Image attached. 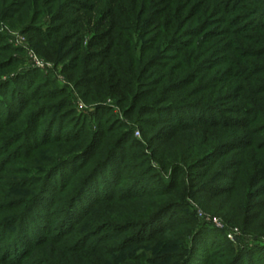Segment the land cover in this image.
Wrapping results in <instances>:
<instances>
[{"label": "rangeland", "instance_id": "374dc122", "mask_svg": "<svg viewBox=\"0 0 264 264\" xmlns=\"http://www.w3.org/2000/svg\"><path fill=\"white\" fill-rule=\"evenodd\" d=\"M11 1L13 5L2 8L3 16L10 17L0 18V39L15 51L4 53V60L12 64L0 69V81L33 74L32 79L24 80L29 85L25 95L29 98L34 89L40 93L27 101L24 115L28 126L37 123L40 136L56 133L57 141L34 149L31 146L29 152L22 149L23 140H19L20 133L10 126L12 123L0 132V166L4 163L0 171V210L15 200L19 203L11 214L7 212L11 216L6 220L12 222L14 215L30 205L29 201L37 202L40 182L48 177L52 189H56L54 180L59 179L65 191L57 188L43 193V200L33 208L38 213L32 214L28 229L32 230L31 221L36 226L45 221L51 223L53 234L62 227L60 235L82 238L94 227L91 234L98 233L86 238L85 248L92 245L94 250H115L117 243L102 238L109 235L125 241L133 231L114 237L116 228L111 224L140 223L149 213L171 206L163 219L126 246L123 255L106 256V264H118L121 257L131 258V262L139 259L132 264L175 261L170 257L177 252L172 238L179 231L168 230L185 220L201 233L192 264H214L224 252L240 254L237 264H264V182L254 187L250 176L243 173L252 172L251 168L264 169V158L259 157L261 165L254 167L253 149L243 147L223 150L205 167H194L217 146L230 141L238 144L250 130L257 137V130L264 127L255 114L249 119L248 129L231 125L233 119L243 117L231 88L240 91L249 84L246 102L256 94L264 95L259 92L264 88V0ZM167 62L180 73L187 70L180 82L175 83L170 75L167 79L171 70ZM151 105L160 110L157 118L145 113V107ZM167 107L175 111H161ZM74 130L83 139L69 141V132ZM125 132H131L133 139L117 151L101 178L106 182L108 174L117 173L118 195L142 174L139 178L143 181L134 188L139 198L108 204L101 200L96 212L72 219L67 229L59 226L56 218L60 212L50 214L56 207L51 200L60 193L71 197L79 185L70 186L71 173L82 181L105 162L113 145L121 146L119 139ZM91 140L93 148L81 165L72 164L50 176L49 168L87 147ZM232 175H236V181L230 180ZM169 180L175 184L171 194L151 193L164 190ZM97 181L89 191L103 192L102 183ZM209 185L211 190L206 189ZM86 200L77 203L76 215L81 214ZM94 208L96 205L91 210ZM165 227L167 230L156 237L159 233L155 235L154 230ZM14 234L15 229L0 233V264L13 257L12 251L8 254L3 250ZM147 238L151 240L145 241ZM85 248L79 252H88ZM86 254L89 258L90 253ZM64 255L54 243L43 242L22 264H87L86 259L73 261Z\"/></svg>", "mask_w": 264, "mask_h": 264}, {"label": "trees", "instance_id": "16d2710c", "mask_svg": "<svg viewBox=\"0 0 264 264\" xmlns=\"http://www.w3.org/2000/svg\"><path fill=\"white\" fill-rule=\"evenodd\" d=\"M13 5V1L11 0H0V18L3 20L8 19L10 16H8V14L6 16H3L4 12L2 13V8L4 7L6 10L7 6ZM10 15V14H9ZM261 27V26H259ZM7 50H12L15 51L14 49L10 48L9 46H7V44H5V42L3 40L0 39V59L4 57V53ZM12 63L8 60H4L1 61L0 63V69L2 68H7L11 65ZM167 67L169 66L168 62L167 64H165ZM171 65V64H170ZM165 67V66H164ZM171 68V70H169L167 72V79H171L169 78V75L176 80L175 83L180 82L181 78L185 75V72H187V70H184V72L180 73L177 71V68H174V66H169ZM185 67V66H184ZM186 69L188 67H185ZM165 69V68H164ZM176 72H178V74H175ZM33 74L29 73L27 75V78H24L26 75H19L16 78H10L6 81H0V132H4L5 130V126L8 123H12L10 126L16 127V129L18 130V132L20 133V138L19 140H23V146L22 149H27L30 152V147H32V149H34L35 147L38 146H43L44 143H50V142H56L57 141V134L54 133L53 135L50 133L48 135L43 134L42 136H40V133L37 132V128L38 125L36 122L32 123L31 125L28 126L29 124V120H26V114L24 115V111H25V107L29 106L27 103V101H31L34 99V95L33 94H39L40 92H36V89L32 90L31 94H29V98L28 96L25 95V92L27 90V88H29V85H26V82L24 81L25 79H32ZM35 78H37V76H34ZM237 77V76H236ZM180 80V81H179ZM33 81V80H32ZM258 83L262 84L260 81H257ZM174 84V83H173ZM172 84V85H173ZM50 84H48L49 86ZM247 86H244V88L242 90H238L237 87H233L231 88V86H227V88H231V94L233 98H238L239 102L237 103L238 106V110L240 111V113L243 114V117L241 119L235 120L233 119V124L231 125H235V128H244V129H248L249 124H250V117L251 115L255 114L257 118L260 119L261 122H264V95L263 96H259L256 94V97L253 99H250L246 102V97H245V92L247 91V89L250 87L249 84H246ZM262 90H259V92H264V88H261ZM27 109V108H26ZM170 109V110H168ZM145 113L146 114H150L151 115V119L153 118H157V115L160 110L158 109L157 105H151V106H146L145 107ZM258 110V111H257ZM161 111H175L174 108H170L167 107V110H161ZM183 111V110H182ZM258 112V113H257ZM259 115V117H258ZM35 120L38 119L39 116H35ZM58 120H55L54 122L56 123ZM247 121V123L244 124L243 122ZM54 122L51 126H54ZM264 125V123H263ZM50 126V127H51ZM239 128V129H240ZM51 131V130H48ZM83 128L80 130V132H83ZM258 135L259 136H254V132H252L250 130L249 134L253 135L255 138L251 139L248 135V132L246 134H244L245 138L242 137V139L240 140V142L237 144L236 141H230L225 143L224 145H219L216 148L212 149L207 155L203 156L201 159H199L195 166V169L197 168H202L205 167L206 162H209L217 153L223 151V150H230V149H234V150H238L240 148H252L253 149V154L255 155L256 158H252L255 161V165H253L254 167H256L257 165L260 167L261 165V160H259V157H261L262 159L264 158V127H261L260 129L257 130ZM79 133V132H78ZM88 133V132H87ZM74 134H76V131L74 130L72 133L69 132L68 135V140L69 141H78L80 139L81 136H79V134H76L74 136ZM85 135V133H84ZM69 136H72V138H70ZM47 138V139H46ZM66 139V137L64 138ZM129 139H133V135L130 132H125L122 134L121 138L119 139V142L121 146H119V144H115L113 145V147L111 148L112 151L110 152V154L107 156L106 160L104 163L102 164H98L96 167H94L88 174H86V176L82 179V181L79 180L78 177H76V174L74 172L71 173L70 175V186L72 188H74V186H77V189L74 191V193L71 195V197L68 198V195H61V193L63 191H65V187H63V183H60L59 179L54 180L56 182V189L58 188L59 191L61 192L58 196V198L56 200H51V202L53 201L56 204V207L54 210L51 211L50 214L56 216L57 212H60V215L57 216V221H58V225L59 226H65L66 228V224L70 223V221L72 219H80L81 217H83L84 215H86L89 211H92V213L96 212V210L98 208H100L101 206H98L97 203H99V201H104L106 202V204L108 203H112V202H117L120 201L122 198H125L124 200L128 201V200H136L139 198V196L136 194V192L134 191V188H136L142 181L143 178H139L141 175L139 174V176L134 177L133 180L130 181V183L126 186L125 189L121 190V192L117 195H115V187L117 185V180L116 177H118V174L115 173L114 175L108 174V177L106 178V182L104 180V178H101V175L103 173V171L107 170L111 164V160L112 158L116 155L117 151H119L122 146H124L127 141ZM255 141V142H254ZM136 142H134L133 140V145ZM132 144V143H131ZM232 145V146H231ZM93 148V140H91L87 147H84L83 149H78L77 153H74L70 156H67L63 159H61L60 161H58L57 164H55L54 166H52L51 168H49V173L51 172L50 176L57 174L62 168L64 167H68L71 166L72 164H80L83 163L84 158L91 152V149ZM28 152V153H29ZM140 156V155H139ZM4 161V160H3ZM4 166V163H2ZM2 165L0 166V171L3 169ZM264 166V165H263ZM253 169L252 172L248 173L247 171H243L244 174H248L250 176V178L248 179L249 182L251 183V185H253L254 187H256L257 183L260 182H264V169L263 168H259V169ZM66 173V172H65ZM74 173V174H73ZM142 173V172H141ZM110 175V176H109ZM46 176V175H45ZM49 176V177H50ZM241 176V175H240ZM61 177V176H60ZM228 177V176H226ZM230 177V176H229ZM233 177V178H232ZM62 178V177H61ZM229 179V178H228ZM236 175H232L230 177V180H235L236 181ZM96 180H98L97 182H99L98 184L102 183L103 185V192L99 191L97 189L95 190H90L89 191V186L96 182ZM62 181V180H61ZM17 184H21L20 180H16ZM104 182V183H103ZM43 184H41V194L39 193V195L35 198L38 199L37 202H32L29 201L28 203L30 205H28V207H26L25 211L21 212L20 214H18L17 216L14 215L13 221L11 222L10 220H6L8 217H10L11 215V210L15 209L18 206V202L13 201L10 203H7L5 205H2V209L0 210V233L6 234L8 230H14L15 229V234L13 236V238H11L9 245L3 250L4 253H8L10 251L13 252V257L11 259H5L6 262L5 264H22L25 260L27 261L28 258H30L32 256V254L36 251V249H38V247L43 243V242H48V243H54L55 247L59 248L65 255V257H67V259H73V261H84L86 259V263L87 264H106L107 262H109V258H106V256L108 255H123L126 251V246H128L129 243H131V241L133 240H137L139 238V236L147 229L151 228L153 225H155V223H157V221H159L160 219H163V216L166 215L172 208L171 206H165L163 208L158 209L157 211H155L152 215L149 213L148 216H146L147 218H145L143 221H141L140 223H126L127 225H112L111 227H115L116 229H114L113 233L114 237H118L119 234L125 232V231H129L132 230L133 233H131V235L128 237L127 240H120L118 238L116 239H112V236H104L102 239L103 241L105 240H109L112 241L114 243H117V247L115 250L112 251H108V249L105 248H100V250L97 248L92 249V245H89L87 248H85L84 244L85 242L90 238L93 237V235H97L98 232H95L94 234H91L92 231H94V227L93 230H89V234L83 236L82 238H72L69 237V235L64 236V235H60V231L59 229L62 228H57V231L55 234H53L52 230H50V224L49 222H39V225L36 226V224L32 223L31 221V225H32V230L28 229V222H30L31 217H33V213H38L37 211L33 210L34 207L39 206V202L41 200H43L44 198V194H47V192L52 191V190H56V189H52L50 186L51 181L50 179L47 177V179H43L42 182H40ZM101 185V184H100ZM173 184L172 180H169V182H165L162 191L156 192V191H152L151 193L154 196H165L166 194L169 195L171 194V190L173 188ZM19 187V186H17ZM100 186H98L99 188ZM167 187H170V190H166ZM185 187V185H184ZM212 186H208V190H211ZM194 188H196V186H194ZM220 188L223 189V185L220 186ZM256 189V188H255ZM261 189H264L261 188ZM72 190V189H71ZM70 190V191H71ZM198 193V190H196ZM87 193V194H86ZM4 198H7V194L4 195ZM9 198V195H8ZM86 198L87 203L83 206H81V209L79 210L81 214L77 213V209L76 205L77 203H81L82 199ZM114 198V199H113ZM35 199L33 201H35ZM101 201V203H102ZM133 202V201H132ZM53 204V203H52ZM10 205V206H9ZM94 205H96V209L94 208V210H91L92 207H94ZM83 207V208H82ZM183 207V206H181ZM84 210V212H82ZM78 211V212H79ZM10 214H8V213ZM96 214V213H95ZM40 217V216H38ZM42 220V219H40ZM7 222H9L10 224H6ZM49 223V224H48ZM61 223H63L62 225H60ZM169 223V222H168ZM183 224H179V225H172L171 227L168 225H171L170 223L166 226L168 227V231L171 230H178L179 233L178 235H176L175 237L173 236V240L176 242V247L175 250L177 252L171 254V259H176L175 261L169 260V262H167V264H192L194 263L196 257H195V252L197 251V243L200 240L201 237V233L196 231V228H190L189 222L188 220H185L182 222ZM5 225V226H4ZM184 225V226H183ZM58 226V227H59ZM158 228L156 230H154V234L158 235L156 237H159L162 233V230H167V228ZM54 229V228H53ZM64 229H61V231H63ZM54 231V230H53ZM103 231V230H101ZM206 231V230H205ZM208 231V230H207ZM152 237V236H151ZM88 238V239H86ZM153 238V237H152ZM159 239V238H158ZM151 238H147L145 241H150ZM157 240V239H155ZM154 240V241H155ZM42 242V243H41ZM141 242V241H140ZM144 242V240H143ZM122 243V244H121ZM125 243V244H124ZM196 243V245H195ZM83 247L85 248V250H87L88 252H79L81 251V248L83 249ZM6 250V251H5ZM163 251V250H160ZM86 253H90L89 258L87 257ZM9 254V253H8ZM166 255V254H164ZM9 256H12L9 255ZM160 254H158V256L156 255V257H159ZM21 257H24L22 260ZM93 257V258H92ZM168 257V256H167ZM169 257V258H170ZM195 257V258H194ZM194 258V259H193ZM240 258V254H232L230 252H224L223 254L219 255L218 257H216L215 263L214 264H237ZM87 259L89 260V262L87 261ZM118 259V257L116 258ZM137 260L131 262V258H126V257H121L119 259V261L117 262L118 264H132L135 263ZM26 261L24 263H26ZM91 261V262H90Z\"/></svg>", "mask_w": 264, "mask_h": 264}, {"label": "built area", "instance_id": "2783aa9c", "mask_svg": "<svg viewBox=\"0 0 264 264\" xmlns=\"http://www.w3.org/2000/svg\"><path fill=\"white\" fill-rule=\"evenodd\" d=\"M213 222L218 224V220L216 218H213ZM228 237L231 239L232 238V234H228Z\"/></svg>", "mask_w": 264, "mask_h": 264}]
</instances>
